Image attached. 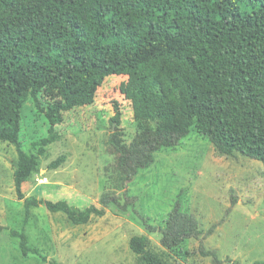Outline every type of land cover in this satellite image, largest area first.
Masks as SVG:
<instances>
[{
    "label": "trees",
    "instance_id": "obj_1",
    "mask_svg": "<svg viewBox=\"0 0 264 264\" xmlns=\"http://www.w3.org/2000/svg\"><path fill=\"white\" fill-rule=\"evenodd\" d=\"M110 76L126 78L119 92L136 125L129 144L119 131L108 140L115 190L150 167L157 152L176 147L192 132L205 137L217 156L239 154L264 166V0H0V142L16 149L13 183L25 222L39 205L74 226L119 205L115 196L103 194L100 207L79 210L22 192L57 140L63 114L92 105ZM28 103L49 125L33 144L34 153H26L20 140ZM114 111L111 124L118 127L121 114L117 106ZM65 160L59 156L48 168ZM141 219L147 232L160 234L167 252L203 235L197 218L179 202L162 228ZM11 235L19 238L22 256L59 264L32 248L24 231ZM148 243L147 235L129 241L139 264H170L149 251ZM202 254L220 264L215 251Z\"/></svg>",
    "mask_w": 264,
    "mask_h": 264
},
{
    "label": "rangeland",
    "instance_id": "obj_2",
    "mask_svg": "<svg viewBox=\"0 0 264 264\" xmlns=\"http://www.w3.org/2000/svg\"><path fill=\"white\" fill-rule=\"evenodd\" d=\"M125 80L107 77L92 105L63 114L62 124L55 127L57 140L40 158L38 171L22 185L25 197L66 201L79 210L100 207L103 194L115 196L119 205L112 204L103 217L74 226L63 214L50 213L39 205L31 209L25 222L23 200L16 197L13 183L16 149L0 142V264H49L36 255L22 256L13 231H24L32 248L59 264H139L129 241L141 235L148 237V250L170 264H213L202 250L215 251L220 264L264 261L261 162L239 154L235 158L217 156L205 137L192 132L176 147L157 152L150 167L139 171L126 188L115 190L109 137L119 131L129 144L136 134L131 105L119 92ZM115 106L121 117L120 125L113 128ZM48 127L28 103L21 119L22 149L34 153L33 144L47 135ZM59 156H65L64 163L49 169ZM176 202L197 218L203 235L187 240L176 252H167L160 245V234L147 232L141 218L162 228ZM123 205H127L126 211H121Z\"/></svg>",
    "mask_w": 264,
    "mask_h": 264
},
{
    "label": "water",
    "instance_id": "obj_3",
    "mask_svg": "<svg viewBox=\"0 0 264 264\" xmlns=\"http://www.w3.org/2000/svg\"><path fill=\"white\" fill-rule=\"evenodd\" d=\"M113 128H114V125H113Z\"/></svg>",
    "mask_w": 264,
    "mask_h": 264
}]
</instances>
